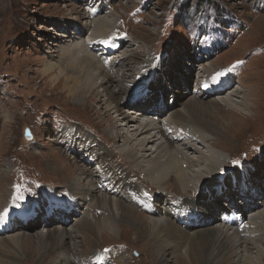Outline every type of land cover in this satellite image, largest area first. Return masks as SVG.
<instances>
[{
    "label": "rangeland",
    "instance_id": "rangeland-1",
    "mask_svg": "<svg viewBox=\"0 0 264 264\" xmlns=\"http://www.w3.org/2000/svg\"><path fill=\"white\" fill-rule=\"evenodd\" d=\"M93 1L0 0V185L4 190L8 187L5 192L3 190L0 202L4 203L7 197L9 204L11 202L18 204L19 207L14 208V211L19 216L17 218H24L26 215L31 214L33 212V208L31 207L36 206H41L42 212L41 214L39 212V215L43 216V208H45L47 202L40 203L41 205H39L38 201L43 199L47 192L54 194V198L56 199L58 196H62V189L70 190V179L73 177L77 178L76 170L78 167L84 168L88 174H90L88 169H93L94 173L98 176L97 178L104 179V171L99 170L97 172V167L101 169L99 164H92L86 169L83 162L77 161L76 156L68 151L60 139L59 134L62 133V129L66 131L64 133L65 137L72 138V134L68 135L70 134L68 130L74 127L73 133L83 132L88 135V140L95 138V131L99 139L102 140L98 142L99 145L108 146L103 141L109 143L108 149L110 151L108 150L109 156H107V160L109 161L110 158L117 172L120 173L118 167L122 168V166L133 169L131 163L125 159L128 153L123 154L125 156L123 158L115 151L120 152L121 149L118 146L122 147V145L127 144L123 142L124 138H126V130H124L126 126L123 124L127 120H122L124 117L119 112L109 111V104L114 105L115 101L119 98V93L115 94L114 98L110 97V93L120 92V86L122 87V84L118 85L120 78L114 76L115 78L107 84H102L103 80H99L98 88L94 91L97 95L88 93V95H84V98L80 102H76L63 88L64 84L67 83L65 81L67 77L66 72L59 76L62 81L57 86L55 83L58 80L54 78L58 68L55 69L56 72L49 73V76H45L42 73V69L46 63L57 61L63 65H68L67 62L62 60V47L58 48L57 46L59 42H56V40L60 39L57 36L58 29H67L69 35H74L75 27L69 26H71V23L80 26V24L89 23L92 20L85 18L86 12L84 10L95 11L98 3H93ZM111 1L114 0H104V3L112 11L111 13H114L113 18H116L115 22H113L114 24L112 23L113 27L120 24L115 32L127 35V38L131 39L133 43L127 39L129 45H124L116 51V54L108 56L105 60H109V62L105 63V65L110 66L112 58L113 61H120L121 57L125 54L128 56L140 44L143 49H147L146 54L140 56L138 59V61L143 62L140 63L142 69H148L153 62L161 60L163 68L167 70V73L162 74L161 69L158 72L160 73L161 83L166 85L165 88L168 86V79H171V81L174 78L180 80L179 83L175 80L176 84H172V91L175 96L182 94L181 99L179 98L180 100L177 102L178 107H181L180 102L182 106L184 105V102L194 93V89L200 90L198 84L200 82L203 83L204 75L210 76L212 72H224L227 74L231 71V65L235 63L237 70H239L236 73L238 77L240 76L239 83H237L233 90L222 96L226 97L233 92L235 94L233 98L239 100L238 97L242 98V95H246L249 110L246 114L245 112L232 111L223 103V100H221L222 96L213 95V97L202 98V100H205V102L219 100L222 104L221 110L215 107V112L209 116L205 115L206 117H203L202 115H197L199 116L198 119L201 120L198 122L202 125H206L205 123L215 125L217 122L216 128L210 131L217 134L215 136V146L219 149L221 148L223 151L220 150V152L225 155L223 161L224 170H221L222 174L231 169L232 163H235L234 168L241 167L242 165L249 166L252 169L255 168L251 172L253 182L248 184L245 190L250 191L251 195L260 196V198L257 197L258 200L262 199L264 197V0H147L149 1V6H146L145 14H143L144 11H140L143 9H139L136 6V2L140 0H115L116 9L110 6ZM121 17H123L122 21H119ZM59 23L61 27L57 26ZM91 32H94V30H91ZM86 35H84L85 40L91 38V35ZM65 46H63L64 49ZM99 48L93 51L95 55L101 50ZM150 53L152 54L151 57ZM178 56H181V58H176ZM128 60L131 61V58ZM136 60L133 59L132 62ZM194 65H196L197 69L195 68L194 72L188 71L194 68ZM126 66L127 64L122 66V71L126 70ZM119 67L115 65L116 69H120ZM154 71L157 72L156 68L152 69V73ZM129 72L126 73L131 74ZM122 73L120 71V77H122ZM136 75L133 74L130 76L131 78H127L128 82L126 86L128 87L123 91L124 97L131 93L135 97H147L153 93L155 96L154 103H162L163 97L161 96L162 87L159 86L160 83L154 87L151 84L148 85V83L144 86H137V84H142H139V81L137 82ZM138 75L142 77L143 73L140 72ZM175 75H177V78ZM134 85L137 87L133 88ZM115 86L118 87L116 88ZM238 91L241 93L237 94ZM123 100L124 102L127 101L125 98ZM120 108L122 111L130 109L126 102ZM146 108L149 109L147 110ZM144 109L150 111V105H146ZM155 117L159 118V116ZM144 121H147V119ZM119 124H122V126H118ZM138 125L139 123H135L129 127L131 130L130 134H135L134 131ZM25 127H30L33 130L34 138L30 139L31 142L27 144L28 146L25 145V148H23L24 142H28L24 136ZM161 127L167 128V124L164 123ZM208 127L210 128V126ZM109 131L118 137L116 139L112 138ZM152 131L156 139L160 140L162 134L158 133V131L155 132V130ZM170 135L172 134L170 133ZM218 135L222 138L218 137ZM191 136L190 134L188 138ZM108 139L114 142L110 143ZM168 142H170L169 138ZM111 145L114 146L115 150L111 149ZM176 145L172 146L180 148ZM125 147L127 150L129 149L127 145ZM137 147L141 151L140 146L137 145ZM200 147L202 150L203 147ZM96 149L99 148L97 147ZM188 150L185 151L191 157L196 158L199 155L198 151L194 149L188 148ZM202 151L206 152V154H200V157L196 158V160H200L194 161L195 163L197 162V165L194 163L195 166L193 165L192 169L197 170V172L190 169L193 174L202 171L205 164L210 163L207 159L209 150L203 148ZM149 153L151 151H147V153L146 151H141V154ZM91 154L93 155L94 153L91 152ZM80 156L85 157L84 155ZM23 159L25 160V169L27 165H31L29 168L31 171L30 176H36L37 182L18 183L12 186L13 179L6 182L8 174L6 175L3 171L4 169H7L8 172L16 168L24 169L22 164ZM4 161L7 162L9 168L8 166H2ZM237 161L239 163H236ZM100 164L102 163L100 162ZM35 165L37 166L36 170H34ZM184 167H188L187 162ZM217 172L207 173L205 176L214 174L212 175L213 177ZM22 173L25 174V170ZM124 173L127 174L126 172ZM173 175H170L171 178H165L167 182L164 185V187L168 188L166 190L170 197L178 198L184 194H195L200 191V188L206 182L211 181L209 179L211 177H208L204 181L196 182L195 178L197 176H193L194 178L191 180L195 179V181L193 183L192 181L190 182L193 188H189L187 191L181 188L177 180L173 178ZM3 177L4 185H2ZM95 180L96 177L93 176V182ZM112 183V186L116 185L115 182ZM10 186L12 188H9ZM103 186H100L99 190L107 195V191L111 189V185L107 186L105 183ZM237 187L233 190L240 193ZM229 188L230 184H227L221 186V190H218L217 194L219 197L216 198H219L221 202V210L217 212L218 215L222 217L225 213L231 212L227 205L233 199V203L232 201L230 203L238 208V213L245 214L247 220H249L250 213L249 209L245 207L243 195H235L236 200L226 195V193L223 195L224 191L229 193ZM38 190L40 194L34 196L33 191ZM258 192L259 194H257ZM108 193L112 196L116 195L114 192ZM18 195L25 197V199L17 201L16 197ZM107 198L109 201L110 197L108 196ZM212 200L213 197L209 199V202ZM157 202V200L153 201V205ZM127 203L133 206L131 202ZM72 206L73 202H71L67 210L69 211ZM259 207L261 208L260 210H263L264 204H259ZM28 208H31L30 211ZM82 209V211L89 212L88 220L91 224L99 226L105 221L104 216L107 212H103L102 214L99 211L91 212V207L88 204ZM131 211L133 215L137 214L133 208ZM67 215L66 221L53 220L54 218L51 217H47V220H44L45 218L43 217L41 220L38 219L39 222H35V227L28 230L19 229L20 231H11L8 235L20 232L21 235L30 234L32 236L36 232L45 233L47 229H62L63 226L73 231L79 225L76 219L82 217V214L71 211ZM99 216L101 217L97 218ZM138 217L140 218V216ZM127 218L121 217L117 220L120 229H117L118 233L114 235L110 233L103 236L92 234L83 240L78 233L74 232L72 239L67 240L70 243L66 242L65 248L67 249L68 246H73L74 243H77L76 249L80 252L89 249L87 253L88 257H96L95 260L99 258L100 261L106 260L107 263L113 262V257L115 260L117 255L123 254L126 258V264H138L136 261L140 258V261L143 262L142 264H161L162 260L159 259L158 252L156 253L158 248L156 239L147 235L143 236V233L141 234L136 226L131 224ZM141 219L146 220L144 217ZM48 220H51V223H47ZM217 224L215 223V225ZM164 229L168 240L172 241L168 227ZM207 230L209 229L200 231V233L207 234L209 232ZM260 230H264V221L261 223ZM103 231H106V229L104 228ZM33 237H31V243H27L23 248L17 247V250L12 249L8 237L0 239V243H4L3 251L5 252V255L0 254V263L58 264L61 261V258L58 257V251L51 254L52 256L37 257L34 252L36 249L33 245ZM210 239H205L207 244H201L204 252L203 260L199 256L194 255L192 251H189L190 259L188 258V252H182L180 255H176L174 264H215L216 250L213 246L214 242ZM242 247L244 249V245ZM248 247L252 248L253 252L256 251V256L258 255L256 247L254 248L250 245ZM222 250L223 247L217 249V254H222ZM75 251L77 250L69 251L67 258H74L72 255H74ZM239 252H241V248ZM246 253L243 251L241 255H250V258H253L251 251L249 254ZM145 258L147 259L145 260ZM258 258L257 256L254 259L257 260ZM85 259L87 258L85 257ZM85 259H79L78 263L73 264H91L85 261ZM235 260L236 258L232 257L229 264H235ZM261 260L263 263L262 258ZM216 264L222 263L216 262Z\"/></svg>",
    "mask_w": 264,
    "mask_h": 264
},
{
    "label": "bare ground",
    "instance_id": "bare-ground-1",
    "mask_svg": "<svg viewBox=\"0 0 264 264\" xmlns=\"http://www.w3.org/2000/svg\"><path fill=\"white\" fill-rule=\"evenodd\" d=\"M114 1L110 2V6L113 9H116V3ZM93 3H98V7L95 11L83 9L86 12L85 18L92 19L89 23L80 24V26L78 24L71 23V26H69L75 27L74 35H69L67 29L63 30L56 27V29H58L57 36L60 37V39L56 40V42H59V44L56 45L58 48L62 47V60L67 62L68 65H63L57 61L46 63L44 64L42 73L45 76H49V73H52L58 68L57 72L55 71L56 74L54 78L58 80L55 83L57 86L62 81L59 76L66 72L67 77L65 78V81H67V83L64 84L63 88L76 102H80V100L84 98L85 94L88 95V93H91L92 95H97L94 91L97 90L98 84L101 80H103L102 84H107L112 81L113 78H115L114 76L120 78L118 85L122 84L123 88L120 86V92L110 93V97L112 98H114L115 94L119 93L120 95L118 98L119 100L117 99L114 105L109 104V111L119 112V114L123 115L124 117L122 120H127L125 121L126 123L123 124L126 126V128H124V130H126V138H124L123 142L127 144L122 145V147L118 146L121 149H119L121 153L117 152L113 145L110 147L123 158H125L123 154L128 153L127 158L125 159L131 163L133 169L122 166V168L118 167L120 173L117 172L110 158L109 161L107 160V156H109V143L107 141H103L105 144H108V146L99 145L98 142H101L102 140L99 139L94 130L95 138L88 140V135L83 132L76 134L71 133L73 130H75L74 127H71L68 130L69 133L72 134V138L65 137L64 133L66 131L62 129V133L59 134L60 139L63 141V145L67 147L68 151L72 155L76 156L78 159L77 161H82L86 166V169H88V167L92 164H99L101 169L97 167V172H99V170H103L105 174L104 179L97 178L98 176L94 173L93 169L89 168L88 171L90 174H88L84 168L81 169L78 167L76 170L77 178L73 177L70 179V190L62 189V196H58L56 199L54 198V194L47 192L44 198L38 201L39 205H41L43 202H47V205L45 208H43V216L39 215V212L40 214L42 212V209H40L41 206H36L31 207L33 208V212L31 214L26 215L24 218H17L19 216L14 211V208H17L15 206V202H11L9 204L6 197V201H4V203L0 202V213L8 210L9 216L5 220H0V239L8 237L10 239L9 242L12 246V249L17 250V247L23 248L25 245H27V243H31V237L34 236L33 245L36 249L34 251L36 256L40 258L48 257V255L52 256L51 254H54L55 252L57 253L58 251V257L61 258V261L58 264L78 263L77 261L79 259H85V257L87 258L85 261H88L91 264H126V258L123 256V254L117 255L115 260L113 257V262L107 263L106 260L100 261L99 258L95 260L96 257H88L87 253L89 249L84 251L85 253L80 252L78 249H76L77 243H74L73 246L67 245L68 251L65 247L67 240L72 239L74 232L78 233V235L83 240L92 234L103 236L104 234L110 233L114 235L118 233L117 229H120V225L117 224V220H119L121 217H128L127 219L130 220L131 224L136 226L141 234L143 233V236L147 235L148 237L156 239L158 243L156 253L158 252L160 257L159 259L162 260L161 264H174L176 255H180L182 252H188V258L190 259L189 251H192L194 255L199 256L200 259L203 260L204 252L201 244H207V242H205L206 238H211L210 240L214 242L213 246L216 250L215 264L216 262L229 264L232 257L236 258L235 264H264V262H261V258L264 261V230H260L261 223L264 221V209L260 210L261 208L259 207V204H264V197L258 200L257 197L260 198V196L251 195L250 191L245 190L240 181L243 180L246 185L251 184L253 182V178H251V172H253L255 168L252 169L251 167H246L244 165L234 168L235 163H232L231 169L222 174V171L224 170L223 161L225 155L220 152V150L223 151L221 148L219 149L215 146V136H217V134H214L210 131L216 128L217 122L215 125L211 123H205L206 125H202L198 122L201 120H199V116H197H209L215 112V107L221 110L222 104L219 100L205 102V100H202V98H210L213 97V95L222 96L235 88L237 83H239L240 77H238L236 74L239 72V70H237L235 63L231 65V71L222 77L219 83H213L212 80V77H214L218 72H212V75L210 74V76L204 75L203 83L200 82L198 84V88L200 90L194 89V93L184 102V105L182 106L180 102L181 107H178L177 102L181 99L182 94L175 96L174 92L172 91V84L175 85V80L178 81V83L180 80L174 78L173 81H171V79H168V86L165 88L166 85L161 83L160 73L158 72V70L161 69L162 74L167 73V70L163 68V63L161 60L153 62L148 69H142L140 66L142 61H138V59L140 56L146 54L147 49H143L140 44L138 48H136V50H132V53H129L128 56L125 54L123 57H121L122 59L120 61H113L112 58L111 65H105V63L109 62V60H105L108 56H113L114 53L116 54V51H118L124 45L128 46L129 41L132 42V40L127 38V35L125 34H117L115 32L119 28L120 24L113 27V22H115L116 18H113L114 13H111L112 11H110L108 6L103 3V0H95ZM136 6L139 9H143L140 11H144L143 14H145V8L146 6H149V1L140 0L139 2H136ZM122 18L123 17H121L119 21H122ZM57 26L61 27V24L59 23ZM91 30H94V32H91ZM70 31L72 30L70 29ZM86 34L91 35V38L86 39L87 41L84 38V35ZM127 39L129 41H127ZM63 46H65V49ZM99 46H101V48H99ZM98 48L101 50H99L97 55H95L93 51L98 50ZM151 56L152 54L150 53V57ZM130 58L131 61L128 60ZM176 58H181V56ZM133 59L137 60L132 62ZM143 60L145 61V59ZM114 64L116 66L118 65V67L120 66V69H116ZM125 64H127L126 70L122 71V66ZM195 66L196 65H194V68L188 71L194 72L197 69ZM153 68H156L158 73L155 71L152 73ZM120 71L123 72L121 75L122 77L119 76ZM140 72L143 73L142 77H139L140 75H138ZM133 74H137V82L139 81V84H142H137V86H144L147 85L146 83H148V85L151 84L154 87L158 86V83H160L159 86L162 87L161 96L163 97V102L154 103L155 96L153 93L147 97L138 96V98L135 97L133 93L127 94L124 97L123 91H125L124 89L128 87L126 86V83L128 82L127 78ZM175 77L177 78V75H175ZM205 83L209 85L207 88L203 86ZM137 86L134 85L133 88ZM115 87L117 88L118 86ZM238 93L241 92L238 91L237 94ZM237 94L236 96H238ZM233 96H235V94L232 92L226 97L222 96L221 100H223V103L228 106L230 110L241 113L245 112L246 114V112L249 110V105L246 102L247 96L242 95V98L238 97L239 100H235ZM123 97L127 100L125 102L130 108L128 110L125 109L124 111H122L120 108V106L125 103ZM146 105H150V111H147L149 108H146L147 110L144 109ZM155 116H159V118ZM145 119H147V121H144ZM135 123H139L138 127L135 128V134H130L131 130L129 127L131 125L133 126ZM164 123L167 124V128L161 127V125ZM118 126H122V124H119ZM208 126H210V128ZM152 130H155V132L158 131V133L162 134L160 140L156 139V136L153 134ZM170 133L172 135H170ZM190 134L192 136L188 138ZM111 135L112 138L115 139L118 137L113 133H111ZM218 137L222 138L220 135H218ZM168 138L170 142H168ZM27 141L28 142H24V145L22 146L23 148H25V145L28 146L27 144L31 142L30 139H27ZM108 141L110 143L114 142L110 139H108ZM195 141L196 143H194ZM151 144L152 146H150ZM171 144L173 146L177 144L176 146L180 147L181 149L173 147ZM125 145H127L129 148L128 150L126 149ZM137 145L140 146L141 151H146V153L147 151H151V153L141 154V151L137 149ZM148 146L150 147L148 148ZM200 146L209 150L207 159L210 163L205 164V167L202 171H199L197 174H193V165H197V162L195 163L194 161L196 158L200 157V154H206V152L202 151L203 148L201 150ZM97 147L99 149H96ZM188 148L198 151L199 155H197L196 158L189 156V154L187 155L185 150H188ZM79 151H81L85 157H79ZM91 152L94 154L92 155ZM86 154H88V156ZM11 161L13 162V160ZM100 162L102 164H100ZM186 162L188 163V167L185 168L184 165ZM22 164L24 166V169L22 170L16 168L11 172H8L7 169H4V171L1 169L4 173H6V175L8 174V180L6 182H8L10 179H13L12 186H15L18 183L37 182L35 179L36 176H30L31 171L29 168L31 165H27L25 169L24 159L22 160ZM249 165L251 166V164ZM2 166H8L9 168V165L5 161ZM36 168L37 166L35 165L34 170H36ZM23 170H25V174L22 173ZM216 171L218 172L213 177L212 175L214 174L205 176L207 173ZM195 172H197V170ZM218 173L219 175L217 176ZM171 174H174L173 178L177 180V183L181 186V188L187 191L189 188H193V185L191 184L195 181V179L197 180L196 182H201L208 177H211L209 178L211 181L206 182L200 188V191L195 194H184L178 198L170 197L168 196V191L166 190L167 187H164V185L167 182L165 178H171ZM93 176L96 177L94 182ZM193 176L197 177L192 181L191 179L194 178ZM241 176L243 177L242 179L240 178ZM3 180L4 177L2 178V185L5 184ZM191 181L192 183H190ZM112 182H115L117 186H112ZM238 182H240V185ZM105 183L107 186L111 185V189L107 191V195L103 194L104 192L99 190L100 186L102 187ZM139 183L142 186H140ZM227 184H230L229 193L224 191L223 195L226 193V195L234 198L235 200L237 195H243V199H245V207L246 209H249L248 211L250 213L249 220H247V216L243 213L239 216V220L235 219L234 216L238 211L237 207H233L232 210H235V212L228 213L226 217L222 218L221 215H218L217 212L221 210V202L219 198H216L219 197L217 193L219 189L221 190V186H225ZM236 187L239 189L240 193H237L233 190ZM7 188L8 187H6V189ZM9 188L12 187L10 186ZM3 190L4 188L0 185V197L3 195ZM108 192H114L116 195L112 196ZM98 193H100L101 196ZM33 194L34 196H38L40 191H33ZM257 194H259V192ZM108 196L110 197L109 201L107 198ZM211 197H213V200L209 202ZM118 199L119 201H117ZM155 200L158 202L154 203L153 205V201ZM231 201L233 203V199L230 200V202ZM71 202H73L71 211L82 214V217L76 219L79 225L73 231H70L65 226H63L62 229H47L45 233L36 232L32 236L30 234H25L26 236L24 234L21 235L20 232L14 235H8V233L11 231L19 229L28 230L35 227V222H39L38 219L41 220L43 217L45 218L44 220H47V217H51L54 218L53 220L66 221L68 217L67 209L69 205H71ZM127 202H131L133 206H130V204ZM35 203L37 204V202ZM86 204L90 205L91 212L99 211L101 214L103 212H107L105 215L106 217L104 216L105 221L99 226L91 224V222L88 220V211H82V208ZM31 208H28V210L30 211ZM132 208L135 212H137V214H139L138 216H140V218L136 213L134 215L132 214ZM100 217L101 216L97 218ZM142 217L146 218V220L141 219ZM97 218L94 217L96 221H98ZM50 221L51 220H48L47 223ZM215 223L218 224L215 225ZM165 227H168L169 235L172 238V241L168 240L164 229ZM104 228L106 231H103ZM206 229H209L207 230V232L209 231L207 234L200 233V231ZM67 243L69 244L70 242ZM3 244L4 243H0V254L5 255V252L3 251ZM243 245L244 249L242 247ZM249 245L258 249L257 256L259 258L257 260L254 259L257 258L255 253L256 251L253 252L254 250H251L252 248L248 247ZM222 247L223 253L217 254V249ZM240 248L241 252L245 251V253L247 252L248 254L251 251V256L253 258H250V255H241V252H239ZM126 249H128V247H126ZM71 250H77L74 252V255H72L74 258H67V254ZM147 258H145V260ZM140 259L136 261L138 264L143 263L140 261Z\"/></svg>",
    "mask_w": 264,
    "mask_h": 264
},
{
    "label": "snow or ice",
    "instance_id": "snow-or-ice-1",
    "mask_svg": "<svg viewBox=\"0 0 264 264\" xmlns=\"http://www.w3.org/2000/svg\"><path fill=\"white\" fill-rule=\"evenodd\" d=\"M225 75L226 73L224 72H218L214 77H212L213 83H219L221 81V78L224 77ZM203 86L207 88L209 85L205 83ZM236 163H239V162L237 161ZM16 199L17 201H21V200H24L25 197L18 195ZM15 206L19 207L18 204H15ZM8 216H9V211L6 210L5 212L0 213V220H5L8 218Z\"/></svg>",
    "mask_w": 264,
    "mask_h": 264
},
{
    "label": "water",
    "instance_id": "water-1",
    "mask_svg": "<svg viewBox=\"0 0 264 264\" xmlns=\"http://www.w3.org/2000/svg\"><path fill=\"white\" fill-rule=\"evenodd\" d=\"M25 138L26 139H31L32 138V133L29 127H25Z\"/></svg>",
    "mask_w": 264,
    "mask_h": 264
}]
</instances>
